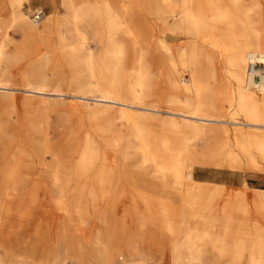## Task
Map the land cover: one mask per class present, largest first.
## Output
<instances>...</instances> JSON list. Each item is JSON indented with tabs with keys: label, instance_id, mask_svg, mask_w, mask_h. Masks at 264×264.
Returning <instances> with one entry per match:
<instances>
[{
	"label": "bare ground",
	"instance_id": "bare-ground-1",
	"mask_svg": "<svg viewBox=\"0 0 264 264\" xmlns=\"http://www.w3.org/2000/svg\"><path fill=\"white\" fill-rule=\"evenodd\" d=\"M0 1V62L13 26L40 43L56 33L69 65L88 73L73 96L85 106L93 103L94 116L103 118L69 162L66 143H50L45 120L29 121L19 151H3L9 130L0 118V264H88L80 232L92 222L99 223L93 249L105 262L118 263L125 255L118 247L125 223L118 211L126 189L134 191L135 206L144 205L130 214L138 225L182 237L173 251L177 264L204 261L206 244L213 264L225 257L233 264L245 258L246 264H264V226L254 219L264 221V189L192 174L197 166L264 173V0H61L64 12L48 15L42 25L24 11L29 0ZM148 16L151 27L142 23ZM88 22L97 56L83 33ZM68 27L79 33L76 43ZM28 79L27 95H66L48 92L41 69ZM0 90H11L1 74ZM27 108L32 112L30 103ZM111 114L130 126L136 145L122 147L127 139L113 130ZM109 152L138 157L137 170L147 168L154 178L128 175L117 186L122 175ZM35 157L46 169L39 182L26 172V160ZM42 191L51 197L46 213L53 225L33 227ZM192 220L208 226L187 227ZM133 253L129 249L128 257Z\"/></svg>",
	"mask_w": 264,
	"mask_h": 264
},
{
	"label": "rangeland",
	"instance_id": "rangeland-1",
	"mask_svg": "<svg viewBox=\"0 0 264 264\" xmlns=\"http://www.w3.org/2000/svg\"><path fill=\"white\" fill-rule=\"evenodd\" d=\"M60 4L61 0H29V2L25 4L24 11L26 13L28 12L30 19H33V14L36 9H43L46 17L50 14L58 15L57 13L62 14L64 12V7L62 4L60 6ZM3 6V1H0V13L3 9ZM46 17L44 20H46ZM146 22L151 27L154 25V18L152 16H148L147 19L142 23L147 24ZM42 23L40 25H42ZM7 24H10L9 20ZM10 29L11 30H9L10 32L8 33V37L5 39V48L8 51L7 57L2 59L0 62L1 78L3 82L9 84V87L11 88V90L6 91L0 90V118H5L4 122L7 129L9 130L7 135L8 144L6 147H3V151H9L10 153L19 151L22 146L21 141L25 135V133L23 134V131L27 130L28 124L30 123L29 121L31 120L37 122L40 120H45L48 126L47 135L50 143L58 146H65L66 143L67 152L65 154V159L67 162L73 161L77 157L79 144L81 143L86 132L90 130L91 132H94V129L100 123L101 119H103L101 116H94L95 114H93V112L95 111V107L93 103H91L92 105L90 107L85 106V103L79 101L73 96V89L81 90L85 87V83H80L78 81H88L87 70L84 66L69 65L64 54L65 50L61 49L55 43V41L58 40L56 33H53L50 37V40H47L46 43H40L39 41L33 39L24 38L23 33L16 26H13ZM83 33L86 37L87 48L91 50L94 56H97L100 53V50L95 45L97 44L94 38L95 32L89 22L85 23ZM67 37L71 43H76L80 39L79 33L73 29V27H68ZM44 57H47V60L43 61L42 65H34L39 59ZM38 69H41V73L45 77V84L47 85L48 92L53 89H59L66 95H27L25 88L27 87L28 81L30 80L28 77H31L32 72ZM28 103H30L32 112L27 108ZM117 118L118 117L116 115H112L111 123L113 130L117 131L120 135L126 136L127 140L123 143L122 147L136 145L135 139L131 137L132 135L130 126L126 125L124 121H121L119 118ZM32 133L33 135L38 136L40 133L39 127H34ZM109 159L111 161L117 162L118 170L120 172L119 174L122 175H120L122 178H120L119 183L117 182V186L119 184L124 185L126 183L125 178H127L128 175L136 176L137 174L138 176L136 177H143V179L147 178L148 181H151V178H154L152 175L148 176L149 174H145L147 172L144 173V171H149L147 168L137 170L134 164L138 160V157H131L125 160L119 153L109 152ZM38 162V157L33 159L28 158L25 164L27 166V175H30L29 178L39 182L42 181L44 170L46 171V169L41 167ZM46 163H52V156L46 155ZM233 173H240L243 176L245 174L248 175L250 173L258 172H250L247 170L233 171L230 169L199 166L195 167L192 172L193 177L197 180L208 177L213 181L223 180L225 178L233 179L231 176ZM156 180L158 179H155L154 183L159 184L160 182ZM259 185L264 187V179ZM115 192L119 193L120 188L116 187ZM124 194H126V196L124 195L126 198L122 197L118 211V218L123 217V222H125L123 223V240L121 244L118 245V247H120L122 252L125 254L119 259L121 263L120 261L117 263L115 260L105 262L102 257L99 258L96 251L93 249L92 237L94 231L98 229V222H92L82 232H80V235H82L81 240L87 248L86 252L84 253L87 263L177 264L173 251L176 245L182 241V237L180 235L177 237H171L170 234L164 232L159 226H154L150 223H145L142 227L138 225V223L134 220V218H132V216H130V214L136 207L143 211L144 205L142 203H139L136 206L134 205L132 198L135 193L132 189H126ZM41 195L42 203L40 205L38 204L36 207L34 221L32 222L33 227L38 226L39 224H43L44 227L53 225V222L49 217L50 214L46 213V211L49 212V202H51V197L45 191H42ZM222 204L223 201H219V203L216 205V210H220ZM254 219L259 220L260 224L264 226V221L260 217L256 216ZM190 226L202 228V226H208V223H203L202 220L195 222L192 220L190 221V224L188 223L187 225V227ZM129 249L134 250V255L131 257H128L127 254ZM204 249V261L201 263L195 261L191 262L190 264H204V262L205 264L214 263L215 254L213 253L211 246L206 244ZM219 262L220 264H233L228 257L221 259ZM246 263L247 260L245 258L241 262H237L235 264ZM73 264L76 263L74 262Z\"/></svg>",
	"mask_w": 264,
	"mask_h": 264
},
{
	"label": "crops",
	"instance_id": "crops-1",
	"mask_svg": "<svg viewBox=\"0 0 264 264\" xmlns=\"http://www.w3.org/2000/svg\"><path fill=\"white\" fill-rule=\"evenodd\" d=\"M231 176L233 177V179L225 178L223 180L213 181L211 178L206 177V178H201L198 180H207V181H211V182H215V183H223L226 185L234 186L236 188H243L244 183L246 182L247 185L251 188L264 189V187L262 185L261 186L259 185L262 182V180L264 179V173H250L248 175L245 174L243 176L240 173H233Z\"/></svg>",
	"mask_w": 264,
	"mask_h": 264
},
{
	"label": "built area",
	"instance_id": "built-area-1",
	"mask_svg": "<svg viewBox=\"0 0 264 264\" xmlns=\"http://www.w3.org/2000/svg\"><path fill=\"white\" fill-rule=\"evenodd\" d=\"M45 17H46V14L43 9H36L34 11L32 20L36 25H39L40 23H42Z\"/></svg>",
	"mask_w": 264,
	"mask_h": 264
}]
</instances>
